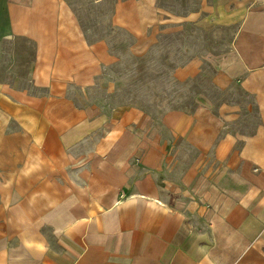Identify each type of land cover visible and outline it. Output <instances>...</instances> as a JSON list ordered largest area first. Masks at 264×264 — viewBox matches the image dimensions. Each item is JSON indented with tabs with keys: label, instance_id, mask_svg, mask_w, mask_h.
<instances>
[{
	"label": "crops",
	"instance_id": "obj_1",
	"mask_svg": "<svg viewBox=\"0 0 264 264\" xmlns=\"http://www.w3.org/2000/svg\"><path fill=\"white\" fill-rule=\"evenodd\" d=\"M200 5L199 23L239 24L208 60L217 88L236 81L252 98L247 134L206 98L157 118L76 104L70 88L87 96L114 61L108 42L87 38L68 0H0V42H32L28 81L41 91L0 80V264H264V0ZM162 18L156 0L112 2L135 53ZM104 87L112 97L114 81Z\"/></svg>",
	"mask_w": 264,
	"mask_h": 264
},
{
	"label": "rangeland",
	"instance_id": "obj_2",
	"mask_svg": "<svg viewBox=\"0 0 264 264\" xmlns=\"http://www.w3.org/2000/svg\"><path fill=\"white\" fill-rule=\"evenodd\" d=\"M113 1L68 0L87 38L105 39L115 58L95 85L88 88L87 96L77 99L78 88H70L69 94L76 104L103 103V100L110 106L136 104L157 118L170 108L192 111L206 98L215 111L223 110L225 103V109L237 112L235 121L228 123L231 130L245 131L242 134L253 130L257 115L252 98L244 94L236 81L217 88L215 71L208 60L230 51L239 24L199 23L206 13L200 9L204 0H156L162 23L149 28L148 36H153V41L142 52L135 53L138 49L135 52L130 49L135 44L134 36L110 21ZM32 56V42L23 38L2 40L0 80H16L21 87L41 92L28 81L27 67ZM192 59L200 62L195 75L185 79L173 76L174 69ZM108 80L114 81L116 87L112 97L105 92Z\"/></svg>",
	"mask_w": 264,
	"mask_h": 264
}]
</instances>
